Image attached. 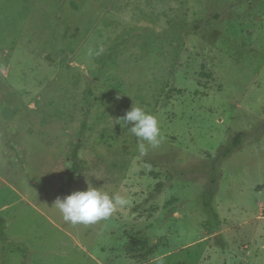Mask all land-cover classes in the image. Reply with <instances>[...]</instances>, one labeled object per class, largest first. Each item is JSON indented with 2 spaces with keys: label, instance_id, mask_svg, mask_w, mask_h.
I'll return each mask as SVG.
<instances>
[{
  "label": "rangeland",
  "instance_id": "rangeland-1",
  "mask_svg": "<svg viewBox=\"0 0 264 264\" xmlns=\"http://www.w3.org/2000/svg\"><path fill=\"white\" fill-rule=\"evenodd\" d=\"M132 106L163 137L143 157ZM262 185L264 0H0V264H264ZM88 186L128 204L66 222L55 200Z\"/></svg>",
  "mask_w": 264,
  "mask_h": 264
},
{
  "label": "clouds",
  "instance_id": "clouds-1",
  "mask_svg": "<svg viewBox=\"0 0 264 264\" xmlns=\"http://www.w3.org/2000/svg\"><path fill=\"white\" fill-rule=\"evenodd\" d=\"M120 121H123L128 130L137 137L140 157L147 155L148 147L156 148L160 145L163 137L159 120L155 115L141 107L132 106L117 123ZM127 204L128 200L120 195H110L102 188L88 186L86 191L73 192L63 199L57 197L53 207L59 210L66 222L76 225L106 219L118 206L123 207Z\"/></svg>",
  "mask_w": 264,
  "mask_h": 264
},
{
  "label": "trees",
  "instance_id": "trees-1",
  "mask_svg": "<svg viewBox=\"0 0 264 264\" xmlns=\"http://www.w3.org/2000/svg\"><path fill=\"white\" fill-rule=\"evenodd\" d=\"M240 136L241 134H236L231 140V142L225 146L222 149V152L220 153V156L222 159L227 158L233 151H235L238 146L240 145ZM77 155L76 153H73L72 155V167H71V173L69 174V182L74 183L75 177L80 171V165L78 160L76 159ZM173 180V179H172ZM171 180V181H172ZM165 188V183L158 181L155 189L153 190L152 193H150L148 199L145 200L144 204H149V202L153 201L156 199V197L162 193L163 189ZM214 184L212 183L208 188L207 192L205 195V200H204V207L205 210L207 211L208 219H207V228H208V234L209 236H213L218 234L220 231V221L218 219V215L216 211L212 208L211 204V199L214 194ZM264 188V185L262 186H257L256 191H260ZM139 206L134 207L132 210L134 213H137L139 210ZM4 220L0 218V240L5 241L4 237ZM221 235L218 234L217 237H220ZM134 246V248L132 247ZM136 246V247H135ZM15 249H18L19 251H22V253L26 254L25 249H23L21 246L16 245ZM133 250V252L131 251ZM126 251L130 254L131 260H134L135 262H140V261H145L149 256H152L156 252V247L154 246H149L147 243L146 239H141L139 241L133 242L131 241L127 247ZM137 255V256H136Z\"/></svg>",
  "mask_w": 264,
  "mask_h": 264
}]
</instances>
